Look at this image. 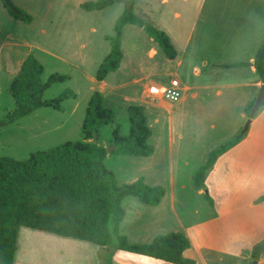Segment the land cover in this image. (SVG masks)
I'll list each match as a JSON object with an SVG mask.
<instances>
[{"label": "rangeland", "instance_id": "obj_1", "mask_svg": "<svg viewBox=\"0 0 264 264\" xmlns=\"http://www.w3.org/2000/svg\"><path fill=\"white\" fill-rule=\"evenodd\" d=\"M96 1L11 0L30 17L27 23L12 17L0 0V123L6 124L0 126V157L23 162L34 153L81 141L86 109L99 92L116 115L114 125L100 133L107 169L118 184L144 178L166 190L158 207L133 197L123 201V235L129 243L148 244L157 236L182 233L193 247L188 258L198 264H264V253L254 258L255 248L264 242V107L243 132L250 119L245 109L258 92L252 85H261L254 80L258 76L252 74L250 60L264 42V0H134L135 15L167 33L178 57L168 60L142 29L126 25L121 67L102 83L96 74L110 52L106 37L114 36L125 5L90 12L81 7ZM29 55L44 68L42 83L53 75L67 78L53 84L43 101L72 95L61 111L40 108L8 124L5 117L15 107L8 90ZM238 63L248 66L219 68ZM175 79L184 87L182 101H156L147 95L149 85L168 86ZM130 105L146 110L153 134L149 143L155 149L150 158L108 152L115 149L113 127L119 125L123 136L129 131ZM240 131L246 133L241 143L218 159L205 188L197 189L196 174L209 154ZM27 231L32 230L20 229L15 264H90V254L98 249ZM197 249L200 260L194 257ZM123 255L117 264L127 263Z\"/></svg>", "mask_w": 264, "mask_h": 264}, {"label": "trees", "instance_id": "obj_2", "mask_svg": "<svg viewBox=\"0 0 264 264\" xmlns=\"http://www.w3.org/2000/svg\"><path fill=\"white\" fill-rule=\"evenodd\" d=\"M115 3H123L125 10L115 23L114 36L106 37L110 52L98 69L97 82H103L110 73L119 70L124 58L122 35L126 25L142 29L168 60L177 58L170 37L135 15V1L131 10H128V0H97L81 7L87 12L102 11ZM8 11L12 17L30 23V17L22 11L19 14L10 9ZM252 65L258 82L264 84V43L258 49ZM246 66L248 64L238 63L221 65L219 68L234 70ZM43 73V66L33 55L23 61L8 90L15 103L14 109L5 117L8 124L40 108L62 110L61 104L72 95L70 92L53 101H43V96L53 84L64 82L67 78L53 75L42 83ZM255 100L256 97L245 109L249 118ZM127 114L129 131L126 135H121L119 125L113 127L111 145L115 150L112 154L129 158L152 157L155 149L149 141L153 134L145 108L130 105ZM115 116L114 110L105 107L102 94L95 92L86 109L81 141L34 153L23 162L0 157V264H14L22 227L93 244L99 248L100 264H114L116 251L168 264H197L186 256L191 243L182 233L157 236L150 243L142 245L129 243L128 238L121 234V224L126 217L123 207L126 198L133 197L144 206L158 207L166 190L161 186L148 185L144 178L132 184H118L114 173L107 169V151L99 145L100 133L103 127L114 125ZM94 134L97 135V144L93 143ZM245 134L240 131L209 154L196 174L197 189L205 188L206 177L218 159L237 147ZM260 201H264V196ZM263 253L264 242L255 248L254 258L258 260Z\"/></svg>", "mask_w": 264, "mask_h": 264}, {"label": "crops", "instance_id": "obj_3", "mask_svg": "<svg viewBox=\"0 0 264 264\" xmlns=\"http://www.w3.org/2000/svg\"><path fill=\"white\" fill-rule=\"evenodd\" d=\"M144 1V0H143ZM167 0H162V2H166ZM146 10V9H144ZM167 34V33H166ZM168 35V34H167ZM169 36V35H168ZM171 39V38H170ZM172 42V40H171ZM264 43V42H263ZM258 51V50H257ZM256 51V53H257ZM155 53V52H153ZM255 53V55H256ZM177 57H178V53H177ZM255 58V56H254ZM177 59V58H176ZM175 59V60H176ZM174 60V61H175ZM250 62H254V59H251ZM252 65V64H251ZM121 67V66H120ZM250 70L252 71V74H256L255 72V69L253 68V66H250ZM196 74H199L198 71L195 72ZM178 80V79H177ZM255 82L257 80L258 82V78H254ZM102 83V82H101ZM181 83V82H180ZM259 83V82H258ZM260 84V83H259ZM252 86H254L255 88H257V84H253ZM182 88V87H181ZM189 88V87H188ZM248 91L251 90L250 88H247ZM242 90V89H240ZM182 92H184V87L182 88ZM183 97H181V99L179 101H182ZM156 101H159V100H156ZM261 202H264V201H261ZM154 208V207H153ZM126 216H127V212H126ZM126 219V217H125ZM124 219V221H125ZM124 221L122 222L121 224V234L123 235V230H124ZM21 229H24L23 227ZM27 229V228H25ZM30 230V229H29ZM20 232V231H19ZM21 233V232H20ZM28 234H38V235H43V236H47L49 238H52V239H55V240H60L64 243H70L71 241H69L68 238H62V237H59V236H56V235H52V234H48V233H45V232H40V231H27ZM128 238L129 240V236L127 235H124ZM19 237V236H18ZM190 241V240H189ZM80 243V241H78ZM86 243V242H84ZM191 243V242H190ZM17 244H18V240H17ZM90 244V243H89ZM93 245V244H92ZM18 246V245H17ZM95 246V245H94ZM97 247V246H96ZM98 248V247H97ZM193 247L190 248L189 251L186 252V256L189 257L188 255L190 254V252L192 251ZM98 250H95V252L92 253V255L90 254V257H91V261H90V264H100L99 262V259H98ZM19 251V247L17 249V252L15 254V258H14V264H15V259L17 257V253ZM124 251H116L113 255V263L114 264H117V258L120 254H124L123 256H125V258L127 259V263L126 264H168L164 261H161V260H157V259H153V258H149V257H145V256H139V255H136V254H131V253H128V252H124ZM194 257L197 259V260H200V257H199V254H200V250H195L194 251ZM31 253L30 251H28V254ZM97 256V258H96ZM94 259V260H93ZM197 263V262H196ZM70 264V263H69ZM198 264V263H197Z\"/></svg>", "mask_w": 264, "mask_h": 264}, {"label": "built area", "instance_id": "obj_4", "mask_svg": "<svg viewBox=\"0 0 264 264\" xmlns=\"http://www.w3.org/2000/svg\"><path fill=\"white\" fill-rule=\"evenodd\" d=\"M147 95L154 100L179 102L182 97L181 83L175 79L168 86L151 84L147 88Z\"/></svg>", "mask_w": 264, "mask_h": 264}, {"label": "water", "instance_id": "obj_5", "mask_svg": "<svg viewBox=\"0 0 264 264\" xmlns=\"http://www.w3.org/2000/svg\"><path fill=\"white\" fill-rule=\"evenodd\" d=\"M5 5L11 9L12 11H14L16 14H19V12L16 10L15 6L13 5V3L11 2V0H3ZM129 1V5H128V10H131L132 6H133V3H134V0H128ZM253 66V65H251ZM264 101V84H261L260 87H259V91H258V94L256 96V100H255V103H254V106L250 112V119L247 121L244 129H243V132H246L248 131L249 129V126L250 124L252 123V118H254V116L256 115V113L259 111V109L261 108V105ZM2 125H6L5 123H0V126ZM93 143L97 144L98 143V140H97V135L94 134V139H93ZM115 149H110L108 152L111 153L112 151H114Z\"/></svg>", "mask_w": 264, "mask_h": 264}]
</instances>
